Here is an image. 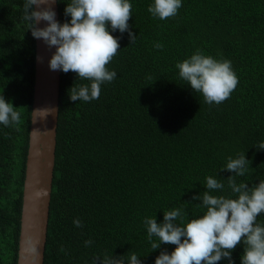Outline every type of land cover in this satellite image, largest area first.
I'll return each mask as SVG.
<instances>
[{
    "label": "trees",
    "instance_id": "1",
    "mask_svg": "<svg viewBox=\"0 0 264 264\" xmlns=\"http://www.w3.org/2000/svg\"><path fill=\"white\" fill-rule=\"evenodd\" d=\"M70 2L57 0L61 24L71 20L64 14ZM129 2L137 39L131 45L127 31L107 25L120 50L106 66L117 76L101 85L99 99L71 101L74 83L90 82L60 71L43 264H93L97 257L102 264L113 255L128 264L132 253L155 264L176 245L153 251L145 218L163 223L164 212L176 208L186 213L185 223L200 218L207 209L193 196L207 191L208 176L224 184L210 194L238 198L228 187L233 173L221 171L229 157L245 154L250 161L245 175L235 176L237 184L264 180V150L257 148L264 142V0H182L167 20L147 11L154 0ZM24 3L0 0V96L21 116L18 125L0 124V264H17L33 102L35 38L22 19ZM197 51L231 61L238 78L218 105L179 76L177 63ZM256 223L264 226V213ZM244 248L242 240L232 251L234 264H242Z\"/></svg>",
    "mask_w": 264,
    "mask_h": 264
},
{
    "label": "clouds",
    "instance_id": "2",
    "mask_svg": "<svg viewBox=\"0 0 264 264\" xmlns=\"http://www.w3.org/2000/svg\"><path fill=\"white\" fill-rule=\"evenodd\" d=\"M56 0H25L22 19L28 22L35 39H42L49 49L55 47L49 61L51 71L76 73L77 78L90 83L68 90L71 101L90 102L97 100L101 94V85L112 82L117 73L106 67L120 50L119 38L111 31L128 32L131 45L137 36L131 31L129 20L132 17V4L129 0H71L65 8V16L70 22L61 24L56 19L53 4ZM182 7V0H154L147 11L155 18L167 20L175 17ZM40 21L47 22L43 28L37 27ZM162 49L163 44L154 45ZM179 76L200 93L209 105L220 104L227 100L238 84V78L232 69L231 61H217L204 56L199 51L189 59L177 63ZM13 103L0 96V124L18 125L21 119ZM46 116L53 115L55 108L38 109ZM264 150V142L257 146ZM250 161L245 154L238 158H228L221 171L227 170L233 175L228 177V187L238 194L233 199L225 196H214L212 191L221 190L224 184L212 177H206V189L203 194L193 196L199 200L197 206L207 209L197 219L185 223L183 209L176 208L164 212L163 223L155 218H145L144 224L153 251L162 244L176 245L170 254L161 252L155 264H218L224 258L232 261V251L243 240L245 245L242 264H264V226L256 223L257 217L264 213V180L258 185L249 187L246 183H236L235 176H244ZM179 221V223H177ZM77 227H83L79 220L74 221ZM153 237L158 242L153 241ZM92 241H86L89 246ZM63 251V248L61 249ZM127 255V253L125 254ZM124 255V256H125ZM123 257V256H120ZM101 258L97 257L93 264ZM102 264H125L123 259L104 257ZM128 264H142L140 258L132 253Z\"/></svg>",
    "mask_w": 264,
    "mask_h": 264
},
{
    "label": "water",
    "instance_id": "3",
    "mask_svg": "<svg viewBox=\"0 0 264 264\" xmlns=\"http://www.w3.org/2000/svg\"><path fill=\"white\" fill-rule=\"evenodd\" d=\"M59 21L57 0L53 4ZM40 21L37 27H45ZM55 47L35 39L33 102L25 163L17 264H43L55 161L60 71H51ZM55 108L46 116L38 109Z\"/></svg>",
    "mask_w": 264,
    "mask_h": 264
}]
</instances>
